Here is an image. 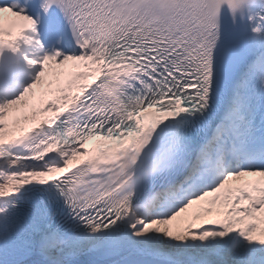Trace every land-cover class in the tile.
I'll list each match as a JSON object with an SVG mask.
<instances>
[{"label":"snow or ice","instance_id":"6c2138e0","mask_svg":"<svg viewBox=\"0 0 264 264\" xmlns=\"http://www.w3.org/2000/svg\"><path fill=\"white\" fill-rule=\"evenodd\" d=\"M31 7L0 3V264H264V0Z\"/></svg>","mask_w":264,"mask_h":264}]
</instances>
